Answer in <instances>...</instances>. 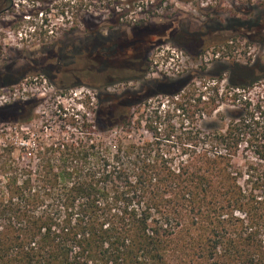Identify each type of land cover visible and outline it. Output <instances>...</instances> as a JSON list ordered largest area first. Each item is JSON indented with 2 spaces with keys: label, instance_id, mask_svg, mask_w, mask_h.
Wrapping results in <instances>:
<instances>
[{
  "label": "trees",
  "instance_id": "obj_1",
  "mask_svg": "<svg viewBox=\"0 0 264 264\" xmlns=\"http://www.w3.org/2000/svg\"><path fill=\"white\" fill-rule=\"evenodd\" d=\"M15 2L0 0V14L14 10ZM261 20L232 22L253 29ZM204 35L173 34L195 54L211 43ZM73 56L69 61L75 63ZM137 56L120 79L145 75V54ZM102 60L98 69L107 73L120 62L107 52ZM52 67L47 66L50 79L64 86L67 75L53 78L63 71ZM224 73L228 88L247 91L264 77V65L234 62L207 70L217 84ZM195 79L167 82L164 92L172 98V111L193 120L143 126L149 137L134 135L140 126L131 108L140 98L121 96L120 112L106 107L104 122L86 123L83 138L40 139L30 157L27 146H0V264H264V171L235 160L244 145L264 135V108L234 93L242 106L228 110L227 126L202 127L194 119L212 116L224 98L218 86L191 87ZM17 82L10 72H0V87ZM30 104L15 102L0 113ZM114 130V141L92 136Z\"/></svg>",
  "mask_w": 264,
  "mask_h": 264
},
{
  "label": "rangeland",
  "instance_id": "obj_2",
  "mask_svg": "<svg viewBox=\"0 0 264 264\" xmlns=\"http://www.w3.org/2000/svg\"><path fill=\"white\" fill-rule=\"evenodd\" d=\"M121 1L16 0L14 10L0 14V72L18 77L16 84L0 87V104L4 103L0 108L15 102L34 103L25 111L0 113V146L11 142L27 146L25 156L30 157L40 139L58 142L71 141L73 136L83 138L88 134L83 131L86 123L104 122L106 107L120 112L121 96L140 98L131 108L134 125L140 126L139 132H134L137 137L150 136L141 130L143 126L166 127L184 118L191 122L189 113L172 111V98L164 93L169 89L167 82L189 75L197 76L191 87L202 82L207 87L218 86L219 98H224L216 110L219 115L215 112L194 119L202 127L227 126L231 121L228 110L242 106L231 97L234 93L243 100L248 97L253 103L260 101L264 108V77L244 91L227 87V73L218 84L207 74V70L214 72L234 62L264 65V0H134L130 7ZM139 3L144 5L142 12L136 9ZM258 16H262L261 23L253 29L232 22L234 17ZM176 31H205V41L211 43L198 54L184 53L172 43ZM231 39L233 44H229ZM108 46L117 50L110 52ZM173 50L179 53L178 58L171 55ZM106 52L123 61L115 62L117 67L109 73L99 71L97 66ZM140 52L147 63L145 75L138 80L120 79L128 68L125 65L137 63ZM217 53L221 54L218 58ZM73 54L78 57L75 63L69 61L75 58ZM87 62L97 69L88 73ZM48 65L67 75L64 86L50 79ZM41 84L51 87L44 95L42 89H35ZM186 92L188 89L181 94ZM3 95L15 99L5 103ZM110 97L109 104L106 99ZM117 132L92 136L114 141ZM235 160L242 167L253 164L264 171V135L258 134L252 146L244 145Z\"/></svg>",
  "mask_w": 264,
  "mask_h": 264
},
{
  "label": "built area",
  "instance_id": "obj_3",
  "mask_svg": "<svg viewBox=\"0 0 264 264\" xmlns=\"http://www.w3.org/2000/svg\"><path fill=\"white\" fill-rule=\"evenodd\" d=\"M140 1H142V0H140ZM129 7H130V5H128ZM136 7V6H135ZM119 9V8H118ZM136 9H138V11H143V9H144V5H142V4H137V7H136ZM135 9V10H136ZM234 43V41H229V44H233ZM172 54L171 55H173V56H175L176 58H178L179 57V53H175L174 52V50L171 52ZM182 53V52H181ZM172 59H175L174 57H172ZM165 74H167V73H165ZM167 75H169V74H167ZM36 84H37V82H36ZM33 89V88H32ZM35 89H42L41 90V93H42V95H44V94H46L50 89H51V87H49V86H46L45 84H41V86L40 87H37V88H35ZM15 94V93H14ZM2 98H3V100H4V102L5 103H8V102H11L12 101V99H15V98H12L11 97V95H8V96H6V95H3L2 96ZM2 104H4V103H1L0 105H2Z\"/></svg>",
  "mask_w": 264,
  "mask_h": 264
},
{
  "label": "flooded vegetation",
  "instance_id": "obj_4",
  "mask_svg": "<svg viewBox=\"0 0 264 264\" xmlns=\"http://www.w3.org/2000/svg\"><path fill=\"white\" fill-rule=\"evenodd\" d=\"M191 33V32H190ZM230 41V40H229ZM231 41H233V39H231ZM177 41H174V36H173V44L175 45V46H177V47H179V48H181V50H182V52H186L187 50L185 49V44H179L178 42L176 43ZM147 49L150 47V46H145ZM221 56V54L220 53H217L216 54V57L218 58V57H220ZM88 63V65L86 66V71H88V73H91L90 71H91V69L93 70V69H97V67H95V66H93V65H91V63H89V62H87ZM95 71V70H94ZM59 74V73H58ZM54 75L53 76V78H62L63 79V77H64V73L62 72V73H60L59 75ZM131 75H134V74H130L129 76H131ZM49 77H50V75H49ZM52 80V79H51ZM131 80H138V79H135V78H131ZM57 85V84H56ZM65 85V84H64ZM23 111H25V109L23 110Z\"/></svg>",
  "mask_w": 264,
  "mask_h": 264
}]
</instances>
